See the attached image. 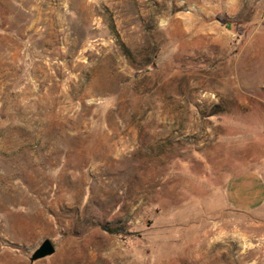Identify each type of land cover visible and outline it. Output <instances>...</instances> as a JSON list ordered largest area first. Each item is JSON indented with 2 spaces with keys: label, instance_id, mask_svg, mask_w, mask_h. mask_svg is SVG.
Returning <instances> with one entry per match:
<instances>
[{
  "label": "rangeland",
  "instance_id": "1",
  "mask_svg": "<svg viewBox=\"0 0 264 264\" xmlns=\"http://www.w3.org/2000/svg\"><path fill=\"white\" fill-rule=\"evenodd\" d=\"M244 72L264 0H0V264H264V207L224 195L264 177Z\"/></svg>",
  "mask_w": 264,
  "mask_h": 264
},
{
  "label": "crops",
  "instance_id": "2",
  "mask_svg": "<svg viewBox=\"0 0 264 264\" xmlns=\"http://www.w3.org/2000/svg\"><path fill=\"white\" fill-rule=\"evenodd\" d=\"M224 195L227 204L237 212H259L264 207V177L253 171L244 173L227 184Z\"/></svg>",
  "mask_w": 264,
  "mask_h": 264
},
{
  "label": "bare ground",
  "instance_id": "3",
  "mask_svg": "<svg viewBox=\"0 0 264 264\" xmlns=\"http://www.w3.org/2000/svg\"><path fill=\"white\" fill-rule=\"evenodd\" d=\"M247 66H245L246 68ZM255 69V68H254ZM242 70V69H241ZM240 70V71H241ZM250 71V70H248ZM247 71V72H248ZM254 72V71H253ZM257 72V71H256ZM243 73V71H242ZM252 73V72H251ZM239 74V73H238ZM245 74V72H244ZM252 74L249 75H241L240 77H238L234 82H232V86H231V90L227 92L226 95L230 96V98L232 99H237L239 102V106H252L253 103L248 102L249 99L251 100H255L254 98H251V94L253 96H259L260 95V90L258 89V84L259 85H264V80H257V82H252L253 80H256L255 78L251 77ZM262 75V73H261ZM237 76V75H236ZM254 76V75H252ZM258 79V78H257ZM227 84V83H226ZM225 86V85H224ZM234 86V87H233ZM227 87V86H226ZM238 87H241L242 89L244 88H249L250 91H244L245 93H239L238 92ZM261 89V88H260ZM225 95V94H224ZM228 99V98H227ZM264 101V100H262ZM228 102V101H227Z\"/></svg>",
  "mask_w": 264,
  "mask_h": 264
},
{
  "label": "water",
  "instance_id": "4",
  "mask_svg": "<svg viewBox=\"0 0 264 264\" xmlns=\"http://www.w3.org/2000/svg\"><path fill=\"white\" fill-rule=\"evenodd\" d=\"M55 247L49 240H44L40 246L32 253L30 262H35L53 255Z\"/></svg>",
  "mask_w": 264,
  "mask_h": 264
},
{
  "label": "trees",
  "instance_id": "5",
  "mask_svg": "<svg viewBox=\"0 0 264 264\" xmlns=\"http://www.w3.org/2000/svg\"><path fill=\"white\" fill-rule=\"evenodd\" d=\"M104 231H106L107 233L109 234H114V235H118V234H121V233H124V230L122 229H110V228H107V227H103L102 228Z\"/></svg>",
  "mask_w": 264,
  "mask_h": 264
}]
</instances>
